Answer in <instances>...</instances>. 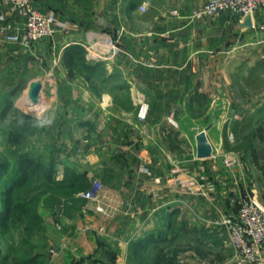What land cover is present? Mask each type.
<instances>
[{
    "label": "crops",
    "instance_id": "1",
    "mask_svg": "<svg viewBox=\"0 0 264 264\" xmlns=\"http://www.w3.org/2000/svg\"><path fill=\"white\" fill-rule=\"evenodd\" d=\"M142 2L147 5L145 12L138 9ZM205 2L34 0L38 9L54 12L61 26L52 38L24 45L6 39L7 34L21 31L22 18L9 0H0V125L12 122L8 120L16 118L17 112L29 114L24 109L37 106L38 97L30 96L38 83L42 97L51 94L47 103L43 97L42 111L35 118L51 121L45 127L52 138L44 139L43 148L53 159L56 180L73 173L105 175L116 155L130 169L131 180L125 185L101 191L99 204L107 213L95 211L96 202L89 203L90 214L81 218L90 224L88 231L77 230L78 217L61 220L72 224L71 229L76 223L74 241L87 249L83 253L96 249L100 239L111 241L119 257L132 242L156 237L162 222L190 210L203 212L200 203L209 191L220 195L209 184L216 182L220 191L227 186L212 157L190 166L186 145L190 128L197 125L190 111L228 108L229 101L210 98L229 82L226 74L241 69L252 73L263 62L264 30L258 24L264 21V9L246 16L227 11L209 15L201 13ZM110 41L122 49L115 57L91 60L85 56L91 65L100 63L99 69L68 72V50L87 51L92 46L104 52ZM96 76L102 79L101 86L90 80ZM23 90L21 104H16L15 97ZM259 92L261 97L264 82ZM115 95L127 99V110L115 104ZM141 103L148 107L144 118L138 116ZM214 121L209 117L203 125H214ZM218 121L225 124L227 120L220 117ZM205 126L194 134L195 151L196 134ZM209 174L214 181H204ZM191 176L201 177V182L197 178L196 185L190 186ZM240 177L241 172L230 176L229 191L256 196L264 204L261 174L256 186L246 178L238 185ZM238 260L235 254L228 264Z\"/></svg>",
    "mask_w": 264,
    "mask_h": 264
},
{
    "label": "rangeland",
    "instance_id": "2",
    "mask_svg": "<svg viewBox=\"0 0 264 264\" xmlns=\"http://www.w3.org/2000/svg\"><path fill=\"white\" fill-rule=\"evenodd\" d=\"M85 56L87 57V51ZM75 69L77 72L85 70L84 67H78V65ZM226 75L229 82L223 85L220 91L211 94L210 98L215 102L223 101L226 104L229 101V107L223 110L190 111V117L197 125L190 128L186 146L190 166L194 161H204V159L212 157V160L217 161L219 173L224 176L227 186L220 191L216 189L218 188L216 182L209 184V189L220 194L217 197V194H212L213 192H210L206 185L205 188L209 193L206 198H203L206 201L203 200L204 203H200V206L204 207L203 212L196 214L190 210L187 214L179 218V215L175 216L169 222H162L159 226L162 237L158 239L157 245L169 251V255L177 252L175 262L179 264H228L234 258L236 253L229 242L228 232L221 223V218L234 213L241 198L250 194L244 195L229 191L233 182H228V180L231 175L240 172L242 177L238 180V185L244 182V178L249 184L255 186L260 180V172L249 157L248 143L255 125L262 124L264 127V94L261 97L259 95L264 82V78H262L264 76V60L262 63L256 64L252 73L241 69V71L229 72ZM90 80L95 86H101L102 79L99 76ZM41 82L43 81L41 80ZM24 94L23 90L15 97L16 104H21ZM39 97L35 108L24 109L29 114L21 111L22 115H29L30 118L18 117L8 120L12 121L8 124L0 125V161L8 164L7 171L5 170L0 175V207L5 183L20 167L21 154L26 153L40 160L47 159L48 152L44 149V145L47 142L46 137L51 139L52 136L47 127L38 126L41 122L35 116L42 111H40V107L43 106V97L47 103L51 94L47 93L42 97L41 92ZM202 101H207V98L204 97ZM114 102L122 108L128 109L127 99L123 96L115 95ZM258 102L262 104L256 107ZM142 105L146 104L141 103L140 107ZM206 112L208 114L204 115ZM212 114L214 116H211ZM209 117L214 118L215 124L203 125ZM220 117L227 120L225 124H219ZM201 126H205L202 130H206V135L208 133L207 138L212 146V153H214L213 156L210 155L206 158H196L195 156L194 134L199 128H202ZM9 131L12 132L11 139L8 135ZM233 159L232 164H225ZM112 164V167L106 169L105 175L94 173L89 177L84 173L85 178L81 176L78 179L68 177L61 183L50 181V177L38 167L29 170L25 182L13 194L15 202L27 206L29 216L10 222L7 229L0 228V264H102L99 262L100 259L105 261L103 264L137 263L136 258L132 257L130 245L127 251L118 257V254L112 249L111 241L104 243V240L99 239L96 242L98 246L96 249L92 251L88 249L87 253H83L86 248L83 246L81 249L74 241L76 223L71 229L72 224L61 222L64 218L74 220L78 217L81 220L85 215L90 214L89 203L91 201L87 202L80 196V193L87 188L82 187L83 181L87 182L89 187L94 179H100L102 191L106 187L123 186L128 180H131L128 174L130 169L125 167L124 159L116 155L112 158ZM191 177L193 178L189 177L188 184L195 186L198 177ZM200 178L198 179L201 182ZM205 179L204 181L207 182L215 180L211 174L206 175ZM122 181L125 182L122 183ZM193 191L195 192V190ZM211 194L214 197L211 202H207V197ZM99 201L100 196L96 203ZM87 205L88 210L83 213L82 209ZM218 207L219 210H217ZM86 220H81L80 228L77 230L88 231L90 229V224ZM152 245L148 244L146 248H142L141 256L144 259L138 263L153 264L154 249ZM198 250L204 255L198 253Z\"/></svg>",
    "mask_w": 264,
    "mask_h": 264
},
{
    "label": "built area",
    "instance_id": "3",
    "mask_svg": "<svg viewBox=\"0 0 264 264\" xmlns=\"http://www.w3.org/2000/svg\"><path fill=\"white\" fill-rule=\"evenodd\" d=\"M12 9L22 18L21 31L7 34L6 39L29 45L41 38H52L59 30L61 23L52 11L38 9L34 0H9ZM138 9L145 12L147 5L142 2ZM264 9V0H206L201 13L216 15L227 11L241 16L253 15ZM258 28L264 30V21L258 24ZM87 58L99 60L113 58L122 51L115 42L110 41L109 47L102 52L92 46H87ZM147 106L142 105L138 116L146 117ZM234 159L225 162L230 165ZM102 182L94 179L89 187L80 193V196L91 202H98ZM88 207L82 209L86 213ZM95 211L107 213L106 209L96 203ZM221 223L226 227L229 242L239 257L237 264H261L264 261V204L256 196L245 195L241 198L234 213L224 215ZM261 263H258V262Z\"/></svg>",
    "mask_w": 264,
    "mask_h": 264
},
{
    "label": "trees",
    "instance_id": "4",
    "mask_svg": "<svg viewBox=\"0 0 264 264\" xmlns=\"http://www.w3.org/2000/svg\"><path fill=\"white\" fill-rule=\"evenodd\" d=\"M86 51L83 48H79L78 51L68 50L66 52L65 66L69 73L76 71L75 67H84V69L88 70V72L92 73L100 68L101 64H89L85 58ZM3 115V114H2ZM28 118L29 115H22L21 112L16 113V118ZM30 118V117H29ZM9 138L12 137V132L9 131ZM249 157L253 165L259 170L261 177L263 179L264 186V127L262 124L255 125V128L251 132V136L249 137ZM7 163L0 161V175L3 172L7 171ZM40 168L46 175H48L49 180L53 183H61L66 181H58L54 178V165L53 159L51 157H47L45 160H40L39 158H34L32 155L23 153L20 157V167L11 175L7 182L5 183L4 190L2 191V205L0 207V228L7 229L9 227L10 222L14 220H22L23 218H27L29 216V209L26 205L19 204L14 201V191L17 190L21 184H23L26 180V177L29 173V170L34 168ZM42 168V169H41ZM85 178L84 173H73L69 176V178ZM81 184V183H80ZM82 187H88V183L83 181ZM161 232H158L157 236L154 235L148 236L144 239L137 240L130 244L132 257L136 258L137 263L143 260V256H141L142 248H146L148 244H153V264H179L175 262L177 252L169 255V251H167L164 247H159L157 245V241L161 238ZM198 253L204 255L203 252L198 250ZM135 263V264H137ZM138 264H141L138 263Z\"/></svg>",
    "mask_w": 264,
    "mask_h": 264
},
{
    "label": "water",
    "instance_id": "5",
    "mask_svg": "<svg viewBox=\"0 0 264 264\" xmlns=\"http://www.w3.org/2000/svg\"><path fill=\"white\" fill-rule=\"evenodd\" d=\"M41 90V85H37L35 92L39 93ZM196 156L198 158H206L211 155L212 146L208 141L206 130H202L196 134Z\"/></svg>",
    "mask_w": 264,
    "mask_h": 264
},
{
    "label": "bare ground",
    "instance_id": "6",
    "mask_svg": "<svg viewBox=\"0 0 264 264\" xmlns=\"http://www.w3.org/2000/svg\"><path fill=\"white\" fill-rule=\"evenodd\" d=\"M37 85H39V84H38V83H35V84L32 86V88H31V96H30V97H31L32 99H36V97H39V96H40V93H41V91H42V90H40L39 93H36V92H35V88H36Z\"/></svg>",
    "mask_w": 264,
    "mask_h": 264
},
{
    "label": "clouds",
    "instance_id": "7",
    "mask_svg": "<svg viewBox=\"0 0 264 264\" xmlns=\"http://www.w3.org/2000/svg\"><path fill=\"white\" fill-rule=\"evenodd\" d=\"M51 123V121H44V122H41L38 126L39 127H43V126H45L46 124H50Z\"/></svg>",
    "mask_w": 264,
    "mask_h": 264
}]
</instances>
